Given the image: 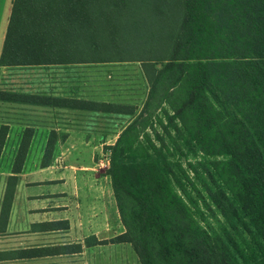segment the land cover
Segmentation results:
<instances>
[{"label":"trees","instance_id":"trees-1","mask_svg":"<svg viewBox=\"0 0 264 264\" xmlns=\"http://www.w3.org/2000/svg\"><path fill=\"white\" fill-rule=\"evenodd\" d=\"M101 62L141 63L150 93L107 148L125 231L109 240L92 236L85 245L130 243L140 264H264V0H14L0 66ZM0 100L136 113L132 105L45 93L2 90ZM157 109L168 120L165 134L153 129L159 143L146 133ZM171 126L206 154L200 177L221 218L218 228L176 182L165 148ZM32 137L27 127L8 205ZM54 146L48 142L43 167Z\"/></svg>","mask_w":264,"mask_h":264},{"label":"rangeland","instance_id":"rangeland-1","mask_svg":"<svg viewBox=\"0 0 264 264\" xmlns=\"http://www.w3.org/2000/svg\"><path fill=\"white\" fill-rule=\"evenodd\" d=\"M54 68H60V66ZM54 68L45 65L0 66V91L29 93L33 89L37 93H42L46 81L54 83V87L58 88L59 78L66 76L64 74L63 77H59L60 70H51ZM74 73L76 83L81 87L77 94L80 98L132 105L136 113L129 115L84 110L66 112L0 100L1 219L7 216L11 207V203H9L10 206L8 205L6 194L12 188L9 177L13 175L12 168L16 154L27 127L33 128V137L23 169L17 174L15 186L16 190L19 184L33 185L30 189L32 194L24 195L25 199L29 195H38L36 198L46 199L44 202L66 201L73 204L75 200L76 203H80L83 199L85 202H88L87 200L93 202L99 195L104 197L105 186L108 187L109 192L113 190L111 177L107 173L111 155L110 150L107 149L108 145L114 144L120 133L136 120L137 115L144 109L150 86L139 62L84 63L77 66ZM164 107L170 114L173 113L168 104ZM140 121L142 118L137 120V122ZM151 121L153 126H147L146 133L154 140L153 129L165 134L162 123L167 124L168 120L165 112L157 109ZM177 125L179 126L180 123ZM170 130L171 134L165 135V148L176 172V182L186 193V198L196 199L205 209L207 222L218 228L220 216L216 215L214 206L208 202L203 192L205 184L200 177L204 171L206 154L189 134L181 133L173 126ZM72 131L80 136L85 135L88 138L92 136V142H84V136L76 135L71 139L68 138L67 133ZM140 139L147 141V136H140ZM50 141L55 143L54 151L50 160L51 164L44 168L43 158ZM155 141L159 143L157 139ZM27 175L29 176L26 177ZM178 186L177 189H179ZM67 195H69L68 198H66ZM113 199L116 209L114 190ZM192 203L193 201L190 202ZM115 216L117 219L116 212ZM135 253L134 249L132 252L125 251L122 257L119 254L107 252L106 256L112 259L107 264H133L134 261L138 263V260L134 258Z\"/></svg>","mask_w":264,"mask_h":264},{"label":"crops","instance_id":"crops-1","mask_svg":"<svg viewBox=\"0 0 264 264\" xmlns=\"http://www.w3.org/2000/svg\"><path fill=\"white\" fill-rule=\"evenodd\" d=\"M13 2L14 0H0V55ZM81 64L84 63L45 65L51 68L60 66L51 70L59 69V77H63L64 74L66 77L59 78L58 88L54 87V83L46 81L42 93L79 98L77 94L81 87L76 83L74 71ZM70 71L72 73L67 74ZM29 92L37 93L33 89ZM41 107L66 112L81 111L50 106ZM67 134L70 139L77 135L73 131ZM77 136H84V142H92V136L90 138L85 135ZM32 188L33 185L19 184L7 216L4 219L0 217V264H107L112 260L106 256L107 252L116 253L122 257L125 251L132 252L131 244L125 242L85 245V240L92 236H96L99 240H109L125 231L117 207L115 209L112 189L109 192L108 187L105 186L104 197L99 195L93 202L91 200L85 202L83 199L80 203H76L75 200L71 204L66 201L44 202L46 199L36 198L38 195H29L25 199L24 195L32 194L30 192ZM61 221H67V226H63L64 223H60ZM76 244L82 245L81 251L59 253L52 250H57L64 245ZM134 258L138 260V263L134 261L133 264H140L137 254Z\"/></svg>","mask_w":264,"mask_h":264}]
</instances>
